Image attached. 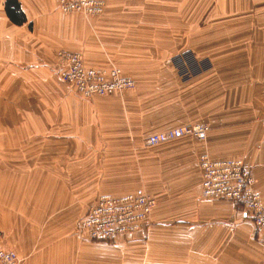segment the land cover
Segmentation results:
<instances>
[{"label":"crops","instance_id":"obj_1","mask_svg":"<svg viewBox=\"0 0 264 264\" xmlns=\"http://www.w3.org/2000/svg\"><path fill=\"white\" fill-rule=\"evenodd\" d=\"M195 2L230 7L222 15L223 22L214 28L209 25L204 27L208 31H201L193 15L192 29L185 30V25L177 29L176 44L170 35H161V44L154 45L152 31L145 30L142 34L131 23L125 28L109 29L106 24L85 19L74 22L59 13L58 0H0V59L11 62L12 68L40 70L48 66L54 70L57 52L70 50L80 52L90 68L110 70L120 66L129 76L138 77L151 68L138 69L134 65H151L153 53L188 50L204 54L208 72L178 88L176 111L150 120L144 126L143 133L147 134L141 138V145L146 146L145 139L153 133L200 121L210 128L208 139L202 143L194 138H183L164 144H172L175 148L167 156L144 158L143 174L157 207L143 230L144 236L132 237L134 240L129 245L136 252H131L130 257L134 264H153L154 236L159 235L164 240L169 234H176L177 242L184 249L180 258L182 264H188L186 261L192 264H264V237L256 235L255 225L242 207L230 201L202 198L199 166V158L204 153L216 161L242 160L253 174L264 205V124L260 121L264 113V0ZM238 5L244 6L241 12L236 11ZM215 18L216 15L209 14V24ZM195 36L201 37L199 44ZM189 37H193V44H186ZM58 97L73 100L74 95L67 93ZM65 116L55 122V131L59 129L66 137L78 128L83 132L82 125L89 122L77 119V115L74 121L67 114ZM52 129L51 124L50 133ZM70 143L74 148L87 149L114 144L101 142L97 137L87 141L73 137ZM64 161L69 163V160ZM73 161L75 166L70 173L66 170L62 173L65 190L84 187L77 199L88 205L99 195L110 194L104 192L101 183L85 184L89 180L88 160ZM133 166L131 164L130 172L136 174ZM133 190L110 195L124 196L136 191ZM75 257L74 264H105L103 257L94 254Z\"/></svg>","mask_w":264,"mask_h":264},{"label":"rangeland","instance_id":"obj_2","mask_svg":"<svg viewBox=\"0 0 264 264\" xmlns=\"http://www.w3.org/2000/svg\"><path fill=\"white\" fill-rule=\"evenodd\" d=\"M104 1L103 13L96 17L64 14L59 7L58 11L74 22L85 19L106 24L109 29L134 24L142 34L145 30L152 31L156 45L161 44V35H170L176 44L177 29H182L183 25L185 30L192 29L193 15L196 27L201 31H208L204 27L209 25L214 28L223 22L222 15L230 7L220 3L209 6L195 0ZM243 8L238 5L236 11L241 12ZM116 13L121 15H112ZM209 14L216 15L211 24ZM200 38L195 36L198 44ZM188 43L193 44V37L186 38ZM76 53L82 56L88 67L83 55ZM203 55L188 50L153 53L151 65H134L138 69L151 68L144 71L146 75L142 71L138 77L129 76L119 66L125 76L135 81V88L90 99L79 96L61 82L56 67L54 70L48 66L40 70H23L12 68L11 62L0 59V243L16 252L21 264H74L76 255L88 253L103 257L105 264H134L130 253L136 250L129 243L136 235L144 236L143 231L142 234L120 238L113 244L86 240L79 228L91 205L77 199L84 187L65 190L62 173L65 170L70 173L75 166L73 160H88L89 180L85 184L95 186L101 183L104 192L113 195L125 194L121 192L133 188V191L143 189L150 194L143 174L144 158L167 156L175 148L172 144L141 145V138L147 134L143 133L144 126L156 117L176 111L178 88L208 72L209 66ZM67 93L74 95L73 100L58 97ZM86 112L88 116L84 117ZM65 114L72 121L76 119L74 115L81 121L88 120L82 125L84 131L75 129L77 131L73 134H67L69 139H65L66 134L59 129L56 133L55 122ZM197 123L206 124L200 121L183 126ZM166 131L149 135L144 143L147 144L152 135ZM71 137H81L84 141L97 137L101 142L114 144L107 147L105 143L106 147L99 149L74 148ZM131 164H134L132 170L136 169V174L130 172ZM256 235L260 236L257 231ZM177 236L169 234L164 240L159 235L154 236L153 264H182L180 258L184 249L177 242ZM49 254L50 257L41 256ZM186 263L192 264V261Z\"/></svg>","mask_w":264,"mask_h":264},{"label":"built area","instance_id":"obj_3","mask_svg":"<svg viewBox=\"0 0 264 264\" xmlns=\"http://www.w3.org/2000/svg\"><path fill=\"white\" fill-rule=\"evenodd\" d=\"M64 14L78 13L90 18L103 13L104 0H58ZM56 70L61 82L79 96L106 97L135 88V81L119 68L109 71L87 67L79 53L58 51ZM264 124V113L260 119ZM210 128L204 123L181 126L152 135L147 145L156 147L183 138L206 141ZM204 199L239 204L246 217L264 237V205L253 174L242 160H212L207 153L199 158ZM157 207L156 199L143 189L124 196L102 194L88 208L79 231L87 240L113 244L120 238L142 232ZM0 264H21L18 254L0 243Z\"/></svg>","mask_w":264,"mask_h":264},{"label":"trees","instance_id":"obj_4","mask_svg":"<svg viewBox=\"0 0 264 264\" xmlns=\"http://www.w3.org/2000/svg\"><path fill=\"white\" fill-rule=\"evenodd\" d=\"M8 4H9V2H8ZM8 14L11 15V11H10L9 6H8Z\"/></svg>","mask_w":264,"mask_h":264}]
</instances>
